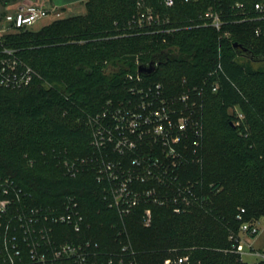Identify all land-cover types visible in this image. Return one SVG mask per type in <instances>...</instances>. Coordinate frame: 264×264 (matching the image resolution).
Segmentation results:
<instances>
[{"label":"trees","instance_id":"obj_1","mask_svg":"<svg viewBox=\"0 0 264 264\" xmlns=\"http://www.w3.org/2000/svg\"><path fill=\"white\" fill-rule=\"evenodd\" d=\"M22 1L0 0V20ZM142 1L169 16L176 31L131 27ZM210 4L176 0L168 8L161 0H88L83 15L5 36L0 58L2 45L16 49L40 77L25 88L0 87V176L14 179L38 205L59 207L67 196L76 197L85 226L80 232L57 226L59 241L91 240L102 251L121 252L128 238L134 253H125V264H177L182 256L189 264H248L233 245L243 223L264 217V38L255 35L256 22L228 25V38L212 27L193 26ZM219 64L222 70L209 75ZM141 66L151 67L143 75L169 91L181 90L184 79L192 85L206 76L220 87L206 93L203 162L190 173L199 180L195 189L203 201L180 214L167 206L140 205L125 220L124 234L123 221L104 201L95 176L69 177L60 159L90 153L86 117L125 95L127 74ZM236 109L244 116L239 125ZM211 178L217 180L213 191L225 179L244 195L225 189L207 199L201 186ZM148 207L152 221L145 225Z\"/></svg>","mask_w":264,"mask_h":264},{"label":"built area","instance_id":"obj_2","mask_svg":"<svg viewBox=\"0 0 264 264\" xmlns=\"http://www.w3.org/2000/svg\"><path fill=\"white\" fill-rule=\"evenodd\" d=\"M248 1L212 0L192 25L212 27L221 37L228 38V25L256 22L254 33L264 38V0H254L251 6ZM161 4L172 8L176 0H161ZM139 8L130 21L131 27L151 33L176 31L177 27L170 26L169 16L156 12L144 1ZM49 17V10L41 4L24 3L9 11L0 20V44L6 35L31 29ZM1 54L0 87L21 89L40 77L16 49L2 45ZM219 70L221 64L209 75ZM143 74L139 69L128 73L125 95L109 99L101 111L86 117L91 128L90 153L60 159L69 177L84 173L95 176L104 201L123 221L120 232L124 234L125 220L140 205L167 206L180 214L203 201L195 189L199 180L190 173L203 162L206 93L220 87L218 81L206 76L192 85L184 79L181 90L169 91L164 83L151 81ZM236 112L235 124L239 125L244 116L238 109ZM244 211L242 208L241 213ZM143 220L150 225L152 208L144 210ZM59 225L75 232L84 228V216L75 196H67L59 207L38 205L34 196L14 179L0 176V264H125V253H134L128 238L122 243L121 252L102 251L91 240L59 241V235H63L56 228ZM260 232L259 221L241 225L239 233L245 234L246 239L237 235L233 245L241 261L245 244L250 246L247 254L264 259V253L253 242ZM177 264H189V257L178 258Z\"/></svg>","mask_w":264,"mask_h":264},{"label":"crops","instance_id":"obj_3","mask_svg":"<svg viewBox=\"0 0 264 264\" xmlns=\"http://www.w3.org/2000/svg\"><path fill=\"white\" fill-rule=\"evenodd\" d=\"M87 1L88 0H24L22 3L13 5L9 11L16 10L24 3L41 4L49 10V14L51 16V23L52 21L58 19L56 17L57 15H59L61 18H67L85 14L87 12ZM41 28L42 26L37 29H34L38 30ZM261 235L262 228L260 234L253 240L254 244H257L259 249H262L264 246V240L261 239Z\"/></svg>","mask_w":264,"mask_h":264},{"label":"rangeland","instance_id":"obj_4","mask_svg":"<svg viewBox=\"0 0 264 264\" xmlns=\"http://www.w3.org/2000/svg\"><path fill=\"white\" fill-rule=\"evenodd\" d=\"M23 2V1H22ZM22 2H19V3H22ZM19 3H17V4H19ZM12 8V6L10 7V9ZM9 9V10H10ZM54 17V16H53ZM58 19H62L59 15H57L56 16ZM50 21H51V16L49 17V18H46V19H43V20H41V21H39L38 23H36V25L34 26V28H39V27H43V26H45V25H47V24H49L50 23ZM33 27L31 28V29H34ZM35 30V29H34ZM204 138H205V133H204ZM216 181L217 180H215V179H213V178H211L210 179V181H209V183H208V186H207V184L206 185H202L201 186V191H202V193L204 194V196L207 198V199H214V196L216 197V196H220V194L221 193H225V189L228 191V193H231V194H235V193H237V192H241L242 193V195H244L243 194V190L242 189H240L239 191L236 189V188H234L233 186H232V184L231 185H229V182H228V180H225V179H221L220 181H221V186L217 189V190H212L211 189V187L216 183ZM226 187V188H225ZM234 191V192H233ZM259 226L262 228V235H261V239L262 240H264V217H262L260 220H259ZM238 236L240 237V239L241 240H243V241H245L244 239H246V235L245 234H241V233H239L238 234ZM262 243H263V241H262ZM260 244V243H259ZM254 247L256 248V249H259V247H258V245L257 244H254ZM249 250H250V246L249 245H247V244H245L244 245V252H245V254L243 255V258H244V261L246 262V263H248V264H252V263H254V262H256V261H258V260H260L261 259V257H259V256H256V255H251V254H247L248 252H249ZM259 250H261L263 253H264V246H263V248L261 249H259Z\"/></svg>","mask_w":264,"mask_h":264},{"label":"water","instance_id":"obj_5","mask_svg":"<svg viewBox=\"0 0 264 264\" xmlns=\"http://www.w3.org/2000/svg\"><path fill=\"white\" fill-rule=\"evenodd\" d=\"M236 46H238V44H235ZM139 70L141 71V72H148V73H151L152 72V68L150 67V68H145V67H140L139 68ZM233 126H235V124H232Z\"/></svg>","mask_w":264,"mask_h":264}]
</instances>
